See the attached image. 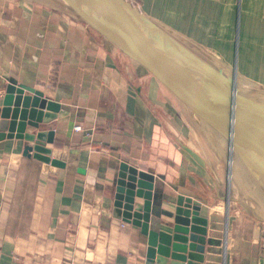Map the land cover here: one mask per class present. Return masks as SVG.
Returning <instances> with one entry per match:
<instances>
[{"label":"crops","instance_id":"crops-1","mask_svg":"<svg viewBox=\"0 0 264 264\" xmlns=\"http://www.w3.org/2000/svg\"><path fill=\"white\" fill-rule=\"evenodd\" d=\"M133 6L241 80L264 87V0ZM8 83L59 105L44 147L65 155L55 168L24 154V139L0 140V264H155L147 239L174 235L181 209L193 212L199 232L200 251L187 252L191 264H264V222L245 205L225 156L110 41L56 5L0 0V109ZM121 163L153 177L148 237L114 213Z\"/></svg>","mask_w":264,"mask_h":264},{"label":"water","instance_id":"water-1","mask_svg":"<svg viewBox=\"0 0 264 264\" xmlns=\"http://www.w3.org/2000/svg\"><path fill=\"white\" fill-rule=\"evenodd\" d=\"M54 2L114 44L169 93L225 156L230 177L237 181L264 216V87L241 80L234 70L203 56L141 14L127 0ZM2 106L0 140L22 138L28 143L24 154H31L47 166L62 167L60 156L65 153L44 147L45 143L52 142L55 127L52 121L59 105L37 90L8 83ZM27 125L36 131L25 133ZM47 130L50 132H45ZM152 181V175L126 163H121L116 173L114 213L139 227L147 237ZM135 197L143 198V204H135ZM198 209L193 207L194 211ZM192 214L189 209L177 213V228L171 237L163 233L157 237L150 234L147 256L151 261L155 264H191L193 257L187 252L200 251L196 247L200 239L195 224H192Z\"/></svg>","mask_w":264,"mask_h":264},{"label":"rangeland","instance_id":"rangeland-1","mask_svg":"<svg viewBox=\"0 0 264 264\" xmlns=\"http://www.w3.org/2000/svg\"><path fill=\"white\" fill-rule=\"evenodd\" d=\"M34 1H36V2H45V3H50V4H52V5H56L57 7H59V4L58 3H56V2H54V0H34ZM60 8V7H59ZM92 31V30H91ZM233 181H234V183L237 185V186H239L238 185V183H237V181L233 178ZM240 187V186H239ZM240 189H241V191L245 194V205H247L248 206V208L250 209V211H252V214H254V215H252L253 217L255 216V215H257L258 217H260L262 220L261 221H263L264 222V216L262 215V213L259 211V209H258V207H257V205H255V203L252 201V199L251 198H249L248 196H247V194L242 190V188L240 187Z\"/></svg>","mask_w":264,"mask_h":264},{"label":"built area","instance_id":"built-area-1","mask_svg":"<svg viewBox=\"0 0 264 264\" xmlns=\"http://www.w3.org/2000/svg\"><path fill=\"white\" fill-rule=\"evenodd\" d=\"M129 3H131L132 5L135 3V0H127ZM79 127H75V130H78Z\"/></svg>","mask_w":264,"mask_h":264},{"label":"bare ground","instance_id":"bare-ground-1","mask_svg":"<svg viewBox=\"0 0 264 264\" xmlns=\"http://www.w3.org/2000/svg\"><path fill=\"white\" fill-rule=\"evenodd\" d=\"M243 86H245V85H243ZM245 96V95H244ZM245 98V97H244ZM221 213V212H220Z\"/></svg>","mask_w":264,"mask_h":264}]
</instances>
